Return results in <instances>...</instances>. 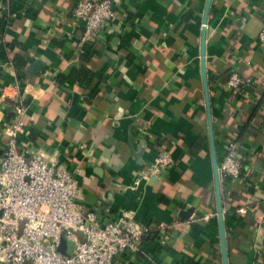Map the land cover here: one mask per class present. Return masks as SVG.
Returning a JSON list of instances; mask_svg holds the SVG:
<instances>
[{"label": "crops", "instance_id": "obj_1", "mask_svg": "<svg viewBox=\"0 0 264 264\" xmlns=\"http://www.w3.org/2000/svg\"><path fill=\"white\" fill-rule=\"evenodd\" d=\"M76 2L9 0L14 18L0 17V121L19 91L32 149L75 158L83 209L99 220L126 212L142 225L179 223L116 264H222L201 70L207 0H120L125 21L107 44L81 41ZM263 28L264 0H212L206 60L221 153L226 134L247 125L243 178L223 192L230 264H264ZM18 54L26 61L19 67ZM85 67L88 77L70 76ZM233 69L253 82L227 90ZM163 148L174 164L149 175Z\"/></svg>", "mask_w": 264, "mask_h": 264}, {"label": "built area", "instance_id": "obj_2", "mask_svg": "<svg viewBox=\"0 0 264 264\" xmlns=\"http://www.w3.org/2000/svg\"><path fill=\"white\" fill-rule=\"evenodd\" d=\"M8 2L0 0L4 22L15 15ZM120 5V0H77L73 16L81 23V41L107 44L119 34V20L125 21L119 16ZM259 39L264 41V28ZM252 82L233 69L225 87L241 91ZM14 102L11 117L0 121V264H116L118 256L138 253L148 234L179 224L142 225L126 212L99 220L95 211H84L81 166H75L73 156L61 158L32 149L28 106L19 91ZM241 148L238 139H226L219 162L222 192L229 178L242 174ZM174 162L171 149L163 148L146 172L160 175ZM64 239L73 243L69 252L59 250Z\"/></svg>", "mask_w": 264, "mask_h": 264}, {"label": "water", "instance_id": "obj_3", "mask_svg": "<svg viewBox=\"0 0 264 264\" xmlns=\"http://www.w3.org/2000/svg\"><path fill=\"white\" fill-rule=\"evenodd\" d=\"M211 4H212V0H207L204 20H203V27H202V38H201V70H202V80L204 86L205 107L207 112L208 136H209L211 159H212L214 182H215L222 264H230L228 237H227L225 211H224V198H223L222 186L220 182V172H219L220 158L216 143V132H215L214 119H213V112H212L210 84L208 79V68H207V60H206L207 27H208V17L211 9ZM41 64H42L41 61H37L30 67V70L34 71L38 69ZM228 75L225 77V81L227 80Z\"/></svg>", "mask_w": 264, "mask_h": 264}, {"label": "trees", "instance_id": "obj_4", "mask_svg": "<svg viewBox=\"0 0 264 264\" xmlns=\"http://www.w3.org/2000/svg\"><path fill=\"white\" fill-rule=\"evenodd\" d=\"M15 61H16V65H17L18 67L21 66V65H24V64L26 63V61L24 60V57H23L22 55H19V54L15 57ZM90 73H91L90 69L85 67V68L81 69V71H80V70L77 71V70H75V69L72 70L71 73H70V76H75V74H83V75H86V77H88V75H89ZM65 79H66V76H65V75H61V76L59 77V80H60V81H64ZM246 128H247V125H242V126L240 127V129H239L238 135H234V134H226V138L229 139V138L234 137V138H236V139L239 140V137L245 132ZM200 139H203V138L200 137ZM198 142H199V140H198ZM197 146H198V145H197ZM217 146H218V152H219L218 154H219V158L221 159L222 156H223V153H221L220 145L217 144ZM243 175H244V173L242 172L240 178H243ZM230 182H231V179L229 178V180H228V181L225 183V185H224V186H226V187H225L226 192H227V191L229 192V184H230ZM159 236H160V231H154V232L148 234V235L146 236L145 239H146V240H147V239H156V238H159ZM218 250H219V249H218ZM217 255H218L220 258L222 257L220 251L217 252ZM185 264H195V262H193L192 260H188V261H186Z\"/></svg>", "mask_w": 264, "mask_h": 264}, {"label": "rangeland", "instance_id": "obj_5", "mask_svg": "<svg viewBox=\"0 0 264 264\" xmlns=\"http://www.w3.org/2000/svg\"><path fill=\"white\" fill-rule=\"evenodd\" d=\"M73 248V243H70L69 246L68 245H65V244H62L60 247H59V250L61 251L62 249H65V250H72Z\"/></svg>", "mask_w": 264, "mask_h": 264}]
</instances>
